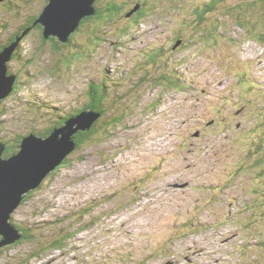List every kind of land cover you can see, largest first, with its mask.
Segmentation results:
<instances>
[{
	"label": "rangeland",
	"instance_id": "rangeland-1",
	"mask_svg": "<svg viewBox=\"0 0 264 264\" xmlns=\"http://www.w3.org/2000/svg\"><path fill=\"white\" fill-rule=\"evenodd\" d=\"M175 1L150 0L124 34L103 29L106 41L83 61L69 57L78 46L43 43L41 30L17 42L7 62L15 85L0 102L5 153L31 132L44 138L94 94L110 112L10 215L37 240L1 246L0 264H264V43L225 12L235 7L245 21V0L216 2L204 17L218 32L205 42L181 24L208 0ZM39 6L0 0V44ZM147 42L156 63L137 88Z\"/></svg>",
	"mask_w": 264,
	"mask_h": 264
},
{
	"label": "water",
	"instance_id": "water-1",
	"mask_svg": "<svg viewBox=\"0 0 264 264\" xmlns=\"http://www.w3.org/2000/svg\"><path fill=\"white\" fill-rule=\"evenodd\" d=\"M95 1L48 0L36 20L43 28V37L67 42L80 21L95 13ZM20 38L16 39V43ZM16 43L0 52V102L13 90L15 76L8 74L7 62L11 60ZM98 117L93 110H84L69 117L64 125L54 128L47 137L42 138L31 132L22 137L18 151L9 158L2 159L5 146L0 144V247L23 238L20 230L9 223L10 215L19 206L23 196L38 188L43 178L75 150V135L88 131Z\"/></svg>",
	"mask_w": 264,
	"mask_h": 264
},
{
	"label": "trees",
	"instance_id": "trees-1",
	"mask_svg": "<svg viewBox=\"0 0 264 264\" xmlns=\"http://www.w3.org/2000/svg\"><path fill=\"white\" fill-rule=\"evenodd\" d=\"M21 1L25 2V3L28 2V0H21ZM33 1H39V3H40L39 12L35 15L29 16V18L24 23H22V25L18 29V32L8 42V44H11L12 42H14L17 39V35H19V37H21L24 34L29 35L36 30L39 31L38 26H40V25L38 23H36V20L40 16V14H41L43 8L45 7V5L47 4L48 0H33ZM217 1L218 0H208V2H206L204 4L195 5L194 8L192 9V14L194 17L193 20L191 22H188L187 24H185V23H183V25L181 24V29H183V31H184L183 34H186L185 29L191 28L190 29V36L193 37V34L199 32L200 38H201L200 41H202V42L207 41L205 39L212 38L213 36L217 35L216 32H218V31L216 29L218 28V25L212 27L211 23L208 20L205 21V17H204L206 14L210 13V11H213L215 9V6L217 5V3H216ZM220 1H222V0H219V2ZM245 1L247 3V6H246V4H242V3H240L238 5V9H240L242 11V13L244 12V10L249 12L248 16L246 15L245 21H243V20L241 21V17H242L241 15H240L241 17H237V16H239V13H238V11H234L235 7L230 6L225 10V12L228 15L235 17V21H233V22L237 27L241 26L242 28L243 27H249L250 28L251 25L254 26L255 29H257V31H258V36H259L258 38H260L262 40V42H260V43H264V30L261 29L260 27H257V25H261V24L263 25L264 24V0H245ZM173 2L175 3L176 1L170 0V3H173ZM15 6H18V5L15 4ZM93 8L95 9V13L92 16L85 17L80 21L77 29L69 35L67 42H65V43L60 42L58 39H56L54 37H49V38L45 39L42 35L43 43H45L47 40V41L53 42L54 45L57 47V44L59 41L60 45H61L60 47L66 46L65 47V49H66L65 53H67V50H68L67 47L78 46L79 47L78 48L79 49V51H78L79 55L78 56H75L69 52L70 59H72L74 62H76V61L80 60V58H83L82 56L84 54L86 55V51H88V50L94 51L95 48L92 49L93 46L98 45L99 43H102V42L104 43L106 41V39H105L106 38V34H105L106 31L103 29L106 28L108 31L109 29H112V30L117 29L118 30L119 28H121L120 32L122 34H124L130 27L135 26L138 23V20L140 18H142V20H143L144 13L149 11L152 8V6L150 4V0H128V2H125L124 0H96L93 3ZM229 8H231V9L229 10ZM10 9L11 10L14 9L12 3L10 5ZM235 10H237V8ZM233 11L235 12V14H232ZM236 19L238 20V22ZM121 22H124V25L122 27H118V24H120ZM206 22H208V24H206ZM1 24H0V28L3 29ZM208 25H209V27H208ZM221 27H222V25H221ZM42 30H43V28L41 27V33H42ZM79 33H81L80 35L82 36V39H84V42H83L84 45L80 44V45H82V47L79 46V44H77L74 41L76 35L78 38ZM16 45H17V43H16ZM3 46L4 45L0 44V52L4 49ZM86 47H88V48H86ZM86 49H88V50H86ZM155 56H157V55H154L153 57H151L150 62L145 64L146 67L144 66V68H143L144 77L145 76L147 77V75H150L152 67L156 63L155 62ZM66 59L69 61V58H66ZM83 60H86V58L84 57L82 59V61ZM148 65H149V67H147ZM241 75H242L241 81L243 83L242 86L245 87V86H247V82H246V80H243V74H241ZM161 79L165 80L168 78L167 77H165V78L161 77ZM165 81H167V80H165ZM167 82L169 84L173 83V85H175V83L172 81L168 80ZM139 86H141V84L137 85L136 87L138 88ZM128 92H130V91L127 90V93ZM132 92L135 93L134 89H132ZM245 92L248 94V89H246ZM90 96H92V95H90ZM136 96H137L136 101L138 102V97L140 96V94L138 93ZM95 97L98 99V101H95L92 104H90V106L89 105L85 106L84 108L77 110L75 113H72L69 115V117H74L79 112H82L84 110H91V109L96 114L99 115V117L96 119V121H94V123L92 124V127L90 128V130L86 131V133L85 132H83V133L79 132L76 134V136L74 137L75 141H76V147H75L76 149H79L80 146L84 143V141L80 140V137H85L83 140L88 139V138H92L94 136V134L96 133V131H98V127H97L98 122L100 120H102V118L110 112L109 109L106 110L104 107H102L100 105L101 95H98V96L95 95ZM121 97L124 98L126 96H121ZM96 102H98V104ZM131 103H135V101L131 102ZM122 116H123V113H121V117ZM121 117L118 116L116 118L115 117L110 118V121L108 124L116 123L117 121H120V119H122ZM67 118L68 117H66L64 120H66ZM62 123H63V121H62ZM51 130H52V128L49 130V132L46 134V136L51 132ZM41 136H43V135H41ZM109 136H110L109 133L108 134L105 133L104 136L102 137V139H104L105 137H109ZM76 137H78V138H76ZM86 137H88V138H86ZM21 139L22 138L17 140V144L20 143ZM65 162H67V159H65L62 164H64ZM260 170H262V169H260ZM24 196L25 197L23 199L22 204L30 198V195H28V194L24 195ZM17 224L18 225H16V227H18L20 229L21 234H23V238L21 240L17 241V243L32 242V241L37 240L36 239L37 236L34 235V233H38L37 230L26 228L24 226V224H22V223H17ZM43 241L46 243L47 240H43ZM62 242H63V240L60 239V240H58V242L52 241V243H50L49 245H50V247L53 248L54 246H60V244H62ZM39 244L42 245L43 242L39 241Z\"/></svg>",
	"mask_w": 264,
	"mask_h": 264
},
{
	"label": "flooded vegetation",
	"instance_id": "flooded-vegetation-1",
	"mask_svg": "<svg viewBox=\"0 0 264 264\" xmlns=\"http://www.w3.org/2000/svg\"><path fill=\"white\" fill-rule=\"evenodd\" d=\"M9 8H10V5H9ZM137 19V18H136ZM138 20V19H137ZM38 29L39 30H41V27L40 26H38ZM180 38H183V37H181V35L180 36H178V38L177 39H175V41L176 42H178V43H180L181 42V44H182V40L180 39ZM171 39V38H170ZM51 40V39H50ZM10 40H7V42L6 43H1V45H4L3 47L5 48V47H7V46H9L10 44H8V42H9ZM159 41V40H158ZM148 43L149 42H147L146 43V49H145V52H144V57H143V61H144V66L146 67V63H149L150 62V58L151 57H153L154 55H155V51H153V52H151L150 51V49H153V47L152 48H149L148 47ZM164 42H160V44H163ZM7 44V45H6ZM6 45V46H5ZM18 49H19V46H17L16 45V48H15V52H13V56L11 57V62L14 60V58H17L16 56L18 55L17 54V51H18ZM146 55V56H145ZM153 55V56H152ZM143 56V55H142ZM9 61V62H10ZM11 62L10 63H8V64H11ZM9 68V67H8ZM8 74H11L9 71H8ZM141 75H143V77L141 78V80H140V82H138V83H140V84H143L144 83V74H141ZM15 85V84H14ZM94 95H97V94H94ZM75 113V112H74ZM68 118H69V116H67ZM62 122L60 121V122H57L54 126H56L55 128H57V126H59V127H61L62 126V124L64 123H62ZM52 128V127H51ZM53 129V128H52ZM43 136H46V132L44 133V135ZM22 138V137H21ZM20 139V138H19ZM21 141V140H20ZM183 142H184V140H183ZM2 143L4 144V146L6 145V141H2ZM18 146H19V144H17V142H16V144L15 145H11V146H6L7 147V153H5V150H4V155H5V157L4 158H9L11 155H13L14 153H16L17 152V150H18ZM23 201V200H22ZM21 201V202H22ZM16 223V222H15ZM17 224V223H16Z\"/></svg>",
	"mask_w": 264,
	"mask_h": 264
},
{
	"label": "bare ground",
	"instance_id": "bare-ground-1",
	"mask_svg": "<svg viewBox=\"0 0 264 264\" xmlns=\"http://www.w3.org/2000/svg\"><path fill=\"white\" fill-rule=\"evenodd\" d=\"M218 1H219V0H218ZM206 5H207V4H206ZM151 6H152V5H151ZM177 7H178V6H177ZM210 8H211V7H210ZM210 8H209V9H210ZM140 9H141V8H140ZM262 10H263V9H262ZM145 11H146V10H145ZM232 14H233V13H232ZM143 16H144V15H143ZM242 17H243V16H242ZM138 18H139V17H138ZM117 21H118V20H117ZM242 29H243V28H242ZM242 29H241V30H242ZM246 32H247V31H246ZM247 35H248V34H247ZM17 46H18V45H17ZM14 52H15V51H14ZM235 58H236V57H235ZM236 59H237V58H236ZM13 87H14V86H13ZM263 88H264V87H263ZM240 100H241V99H240ZM75 116H76V115H75ZM248 133H249V132H248Z\"/></svg>",
	"mask_w": 264,
	"mask_h": 264
}]
</instances>
